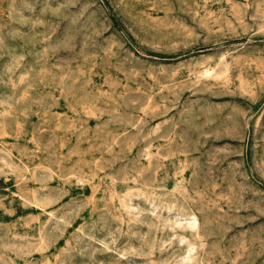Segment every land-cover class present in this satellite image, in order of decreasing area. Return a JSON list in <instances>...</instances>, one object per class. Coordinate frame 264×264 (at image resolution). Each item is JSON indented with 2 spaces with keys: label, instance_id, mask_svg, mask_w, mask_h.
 <instances>
[{
  "label": "rangeland",
  "instance_id": "obj_1",
  "mask_svg": "<svg viewBox=\"0 0 264 264\" xmlns=\"http://www.w3.org/2000/svg\"><path fill=\"white\" fill-rule=\"evenodd\" d=\"M0 264H264V0H0Z\"/></svg>",
  "mask_w": 264,
  "mask_h": 264
}]
</instances>
